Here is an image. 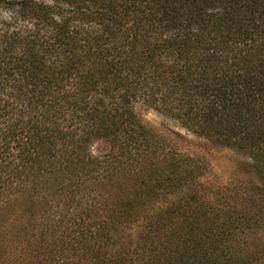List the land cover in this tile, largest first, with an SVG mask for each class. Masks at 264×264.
<instances>
[{"label": "trees", "instance_id": "16d2710c", "mask_svg": "<svg viewBox=\"0 0 264 264\" xmlns=\"http://www.w3.org/2000/svg\"><path fill=\"white\" fill-rule=\"evenodd\" d=\"M0 264H264V0H0Z\"/></svg>", "mask_w": 264, "mask_h": 264}, {"label": "rangeland", "instance_id": "374dc122", "mask_svg": "<svg viewBox=\"0 0 264 264\" xmlns=\"http://www.w3.org/2000/svg\"><path fill=\"white\" fill-rule=\"evenodd\" d=\"M135 108L139 117L147 126L158 134L177 141L179 147L183 151L188 153H203L208 159H210V161L213 162V164L216 165L213 168L217 175L222 174L224 169L229 171L228 166L230 167L233 164L232 161L235 157H237L234 153L212 147L204 139L197 137L185 128L181 127L177 120L157 111L152 107L139 103ZM107 150L108 144L104 142H99L93 146V152L96 154L104 153Z\"/></svg>", "mask_w": 264, "mask_h": 264}]
</instances>
